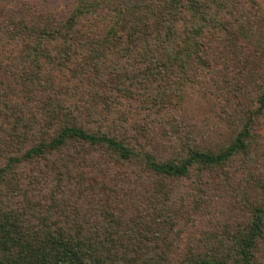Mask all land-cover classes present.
I'll list each match as a JSON object with an SVG mask.
<instances>
[{"label": "trees", "instance_id": "16d2710c", "mask_svg": "<svg viewBox=\"0 0 264 264\" xmlns=\"http://www.w3.org/2000/svg\"><path fill=\"white\" fill-rule=\"evenodd\" d=\"M68 1L59 19L0 0V264H264V1ZM145 95L166 161L153 135L111 124ZM197 97L219 107L225 143L184 118ZM251 158L243 219L214 241L187 234L179 185L234 183Z\"/></svg>", "mask_w": 264, "mask_h": 264}, {"label": "rangeland", "instance_id": "374dc122", "mask_svg": "<svg viewBox=\"0 0 264 264\" xmlns=\"http://www.w3.org/2000/svg\"><path fill=\"white\" fill-rule=\"evenodd\" d=\"M19 1L30 6H35L36 8H41L42 10L53 11L59 19L60 17L65 18L69 13L68 0ZM149 99L148 96L145 95L141 98L124 100L122 104L112 109L111 124L113 122L119 124L116 131L121 135H123V131H127V134L133 139L132 141H134L133 137H143V134H139L138 130L141 131L144 129L150 136L153 135L155 142H153V145H151L149 149L154 151L158 158L166 161L171 159L173 154H171V150L166 147V144L162 145V143H166L164 142L165 140L162 139L164 137L162 130L166 129L164 124L165 114L162 112L159 114L157 109L149 108ZM186 111V115L184 114L185 119L190 120L192 117L198 116V119L202 122V124H200L202 133H205V136L212 133V135H210L212 138L207 139V141L210 140L213 145L225 143L223 134L226 129H223L222 122L220 121L221 116L219 107L217 108L215 105L208 103L207 100H201L200 97H197L188 103ZM219 128H222V130H220L218 134L217 130ZM145 135L146 134H144V136ZM196 136H198V134H196ZM142 140L141 138L137 139L140 144ZM133 143H135V141ZM218 147L220 146H217V148ZM252 159L253 158H251L246 165H244L246 160L243 159V167H245L244 170H246L242 171L243 173H235L239 171L237 170L239 169L237 166H241V161H237L235 164L230 165L229 172L233 175V181H235L234 183L232 182L233 185L232 183L223 185L221 182H218L220 185L217 186L218 183L215 184L212 186L215 188L211 190L204 189L202 184L193 183L195 180L186 181L182 185H179V188L177 187V183L174 185L175 189L177 190L178 188V190L174 194L172 200L174 201V205L175 202L178 201V208L182 206L183 201V214L180 217L179 224H190L187 234L191 232L192 234H199L201 238H214L215 234H222L227 227L232 229L233 222L236 220L243 219V209H251L257 198V194L252 191V180H254L250 174V171H252V168H250V161ZM128 167L116 168V171H118L117 174L122 175L119 179L122 180L120 184L124 187L135 183L134 179L132 180L133 176L130 174L131 171ZM239 173L241 174L238 176ZM246 195L247 197L243 199ZM195 201H197V203L200 202L198 205L202 207H197L193 210L195 208V206H193Z\"/></svg>", "mask_w": 264, "mask_h": 264}]
</instances>
